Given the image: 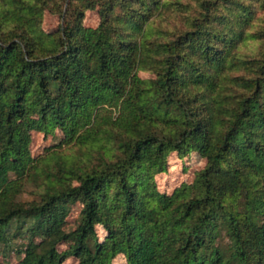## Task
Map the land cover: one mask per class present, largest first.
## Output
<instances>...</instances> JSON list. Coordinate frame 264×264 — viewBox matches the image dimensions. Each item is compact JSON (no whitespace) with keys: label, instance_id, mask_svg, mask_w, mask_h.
Listing matches in <instances>:
<instances>
[{"label":"trees","instance_id":"1","mask_svg":"<svg viewBox=\"0 0 264 264\" xmlns=\"http://www.w3.org/2000/svg\"><path fill=\"white\" fill-rule=\"evenodd\" d=\"M57 129L83 161L33 157ZM172 152L205 165L167 194ZM17 236L15 264H264V0H0V242Z\"/></svg>","mask_w":264,"mask_h":264},{"label":"rangeland","instance_id":"2","mask_svg":"<svg viewBox=\"0 0 264 264\" xmlns=\"http://www.w3.org/2000/svg\"><path fill=\"white\" fill-rule=\"evenodd\" d=\"M57 16L51 13H45L42 22V28L44 30H52L57 26ZM99 23V14L96 9H88L85 11L83 24L88 27H95ZM139 75L142 78H150L152 75L146 71H139ZM62 132L55 130L52 134H44L42 132H32V141L30 150L35 158L45 157L48 153H54L53 156L61 158V160L67 161H79L84 160L85 149L75 144H63L60 143L62 138ZM167 170L165 172L157 173L155 183L157 189L162 193H171L176 188H181L186 184H190L197 171L203 168L205 165V159L201 158L197 154L193 153L184 157H179L175 152L169 154L167 158ZM38 187L36 184L27 183L25 190L21 193V200H30L36 196ZM80 204L77 203L72 206L69 215L67 216V229H71L75 226L77 216L80 211ZM97 233L100 239H103L105 232L101 226H97ZM24 238L17 236L7 240L6 243L0 242V263L1 264H15L23 255L17 251L22 246ZM65 244L59 246L60 249H64ZM62 264H78V260L75 257H68ZM112 264H126V259L123 255H117Z\"/></svg>","mask_w":264,"mask_h":264}]
</instances>
